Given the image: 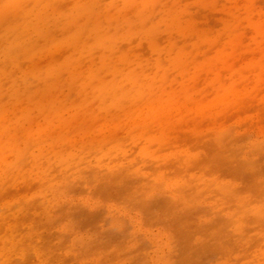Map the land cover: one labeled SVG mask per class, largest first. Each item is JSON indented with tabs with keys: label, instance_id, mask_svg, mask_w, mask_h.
Returning <instances> with one entry per match:
<instances>
[{
	"label": "rangeland",
	"instance_id": "rangeland-1",
	"mask_svg": "<svg viewBox=\"0 0 264 264\" xmlns=\"http://www.w3.org/2000/svg\"><path fill=\"white\" fill-rule=\"evenodd\" d=\"M264 0H0V264H264Z\"/></svg>",
	"mask_w": 264,
	"mask_h": 264
},
{
	"label": "bare ground",
	"instance_id": "bare-ground-1",
	"mask_svg": "<svg viewBox=\"0 0 264 264\" xmlns=\"http://www.w3.org/2000/svg\"><path fill=\"white\" fill-rule=\"evenodd\" d=\"M258 3H259L260 5H264L263 2H261V1H259Z\"/></svg>",
	"mask_w": 264,
	"mask_h": 264
}]
</instances>
